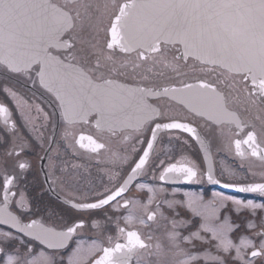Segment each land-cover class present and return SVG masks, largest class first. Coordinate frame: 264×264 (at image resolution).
<instances>
[{"label":"snow or ice","instance_id":"6c2138e0","mask_svg":"<svg viewBox=\"0 0 264 264\" xmlns=\"http://www.w3.org/2000/svg\"><path fill=\"white\" fill-rule=\"evenodd\" d=\"M53 116L73 161L106 166L102 189L79 191L83 165L45 137ZM0 121L16 138L0 154V264H264V203L158 200L164 189L138 180L159 170L161 182L264 197V0H0ZM162 132L195 142L202 159H160ZM35 143L48 148L33 197L19 184ZM217 145L239 158L245 182L217 178ZM109 211L115 236L78 239L102 234L93 217ZM241 212L255 219L236 243Z\"/></svg>","mask_w":264,"mask_h":264},{"label":"flooded vegetation","instance_id":"af4514ba","mask_svg":"<svg viewBox=\"0 0 264 264\" xmlns=\"http://www.w3.org/2000/svg\"><path fill=\"white\" fill-rule=\"evenodd\" d=\"M31 96V93H28ZM39 95V94H38ZM42 106L49 113L52 112V107L47 100H40ZM15 119H19V114L17 113L14 117ZM57 125V117L53 116L49 122L47 127L44 129L45 137L55 136V143L52 144L53 149L59 150V155L62 159L69 160L70 163H79L82 164L81 168V183L79 191L87 193H91L94 189L100 188L104 184L108 183V176L105 172V165L103 163L97 165L96 161H88L84 159L83 161H73L71 157L65 153L64 151V141L60 135V131L56 128ZM56 128V131L53 132V129ZM28 131V130H25ZM88 129H85V133H88ZM177 133L172 134L171 142L169 143V134L166 132H162L160 134V143L156 147V154L160 159H164L166 162H175V163H184L187 160H195L199 162L202 159V154L199 152L198 146L195 142H190V144H183L182 141H177L175 138ZM181 137L186 136V134L179 133ZM7 138V147H11L13 141L16 139L12 137L11 131L4 128L2 121H0V154L5 151V144L3 143L4 139ZM220 146L217 145L213 148V159H210L209 163H213L215 161V172L218 179L226 180L229 182L243 183L245 181L242 180V170L239 168V158L234 157L232 154L227 153L226 151H219L217 155V150ZM48 148V144H44L43 149L41 148L39 143H35L31 148L26 149V154L23 155V160L26 161L31 167L30 169L21 177V182L19 187L21 191H26V194H31L33 197L37 196L36 189H38L41 183L45 182L44 173L47 171V161L41 159V157L46 155V149ZM52 156H55L57 153L53 151L52 153H48ZM155 159V157H153ZM233 172L235 175H233ZM159 170H156V178L153 177V174L145 173L141 177L138 178L140 182H144L149 186H154L157 189L163 188V191H159L157 197L158 200H164L165 198L171 200L175 196L176 199H180L184 197L185 193L195 194L199 196H203L205 200H212L213 193H221L225 196H230L239 200H254L257 203H264V197H260L254 193H237L233 189L230 188H222L219 184H210L207 180H203L202 182H192L186 183L184 181H178L175 183H165L161 182L158 179ZM45 187L47 185L45 184ZM73 192H76L77 189L73 188ZM133 196L140 199L141 203H145L147 201L146 192H136L133 190ZM155 204V203H154ZM167 208H165V212H167ZM183 213V210H181ZM75 215L73 211H70L67 216L68 218H72ZM108 215H111V211L105 214L100 212L98 215L94 216L93 219H96L100 222L104 231L101 234L97 230H89L86 229L78 239H83L85 241L91 242L92 240H103L106 239L107 236H115V222L114 220L109 222ZM257 215H261L258 211ZM233 218L235 223L240 225L238 230V234H234V240L236 243L239 242L238 236L249 235L247 228L245 227L246 222L249 218L255 219V217H250V214L247 212H241L239 216H236L233 213ZM121 226L123 222H121ZM182 232L184 229H180ZM141 231H145V229H141ZM77 238H74V240ZM37 247H43L38 244V242H33ZM74 243L70 242L69 247H74Z\"/></svg>","mask_w":264,"mask_h":264},{"label":"rangeland","instance_id":"374dc122","mask_svg":"<svg viewBox=\"0 0 264 264\" xmlns=\"http://www.w3.org/2000/svg\"><path fill=\"white\" fill-rule=\"evenodd\" d=\"M159 194V193H158ZM157 194V195H158ZM157 197H159V196H157ZM147 202V201H146ZM145 202V203H146ZM151 207H155V204H153ZM136 214L137 215H143V209H140V208H138V209H136ZM161 223H163V222H161ZM146 231V230H145Z\"/></svg>","mask_w":264,"mask_h":264},{"label":"water","instance_id":"95a60500","mask_svg":"<svg viewBox=\"0 0 264 264\" xmlns=\"http://www.w3.org/2000/svg\"><path fill=\"white\" fill-rule=\"evenodd\" d=\"M236 192V191H235ZM238 193H241V192H238Z\"/></svg>","mask_w":264,"mask_h":264}]
</instances>
